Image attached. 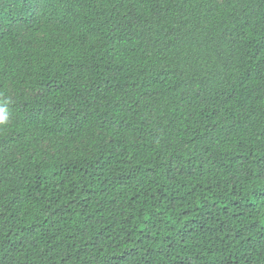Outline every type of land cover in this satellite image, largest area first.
<instances>
[{"label":"trees","instance_id":"16d2710c","mask_svg":"<svg viewBox=\"0 0 264 264\" xmlns=\"http://www.w3.org/2000/svg\"><path fill=\"white\" fill-rule=\"evenodd\" d=\"M0 264H264V0H0Z\"/></svg>","mask_w":264,"mask_h":264},{"label":"clouds","instance_id":"9594fccd","mask_svg":"<svg viewBox=\"0 0 264 264\" xmlns=\"http://www.w3.org/2000/svg\"><path fill=\"white\" fill-rule=\"evenodd\" d=\"M7 117L4 115H0V123L6 121Z\"/></svg>","mask_w":264,"mask_h":264}]
</instances>
